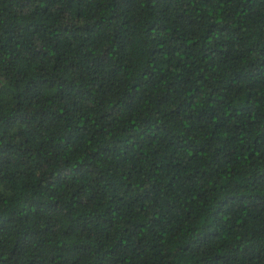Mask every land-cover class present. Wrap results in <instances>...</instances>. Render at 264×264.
Masks as SVG:
<instances>
[{
	"label": "trees",
	"instance_id": "trees-1",
	"mask_svg": "<svg viewBox=\"0 0 264 264\" xmlns=\"http://www.w3.org/2000/svg\"><path fill=\"white\" fill-rule=\"evenodd\" d=\"M0 264H264V0H0Z\"/></svg>",
	"mask_w": 264,
	"mask_h": 264
}]
</instances>
